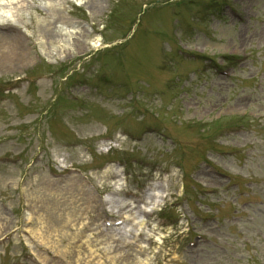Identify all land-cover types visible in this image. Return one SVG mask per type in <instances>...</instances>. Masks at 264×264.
<instances>
[{
  "label": "rangeland",
  "instance_id": "1",
  "mask_svg": "<svg viewBox=\"0 0 264 264\" xmlns=\"http://www.w3.org/2000/svg\"><path fill=\"white\" fill-rule=\"evenodd\" d=\"M11 6L0 4V32L13 35L0 43V157L10 159L0 160V236L8 235L0 264H264V0ZM176 46L213 57L226 73ZM148 124L177 144L123 134ZM67 165L114 197L99 198L78 175H52ZM150 180L159 194L147 200L141 229L105 230L97 206L135 222L115 198L137 186L142 196ZM204 186L218 189L206 195ZM164 213L177 221L156 224Z\"/></svg>",
  "mask_w": 264,
  "mask_h": 264
},
{
  "label": "bare ground",
  "instance_id": "2",
  "mask_svg": "<svg viewBox=\"0 0 264 264\" xmlns=\"http://www.w3.org/2000/svg\"><path fill=\"white\" fill-rule=\"evenodd\" d=\"M23 1V3L22 4H18V0L17 1H15L14 3H15V5H12L13 7L11 8V9H16V8H20V6L21 5H24V4H27V3H29L30 2V0H22ZM7 3V2H6ZM9 3H10V1H9ZM13 4V3H12ZM70 30V29H69ZM0 37H1V42L0 43H7V42H10V40H12V34L11 33H6V32H0ZM2 38H3V40H2ZM9 38H10V40H9ZM11 42H13V41H11ZM94 46H97V45H95V43L93 44ZM9 47H11L10 45H8ZM10 51H12V47H11V49H10ZM24 53H19V52H15V54L13 55V58L15 59L16 58V60H18V59H21V58H23L24 57ZM119 178L118 179H114L113 181H112V185L115 187V188H119L120 189V185H119ZM45 190H46V188H45ZM46 191H48L49 192V194H51L52 192L51 191H49V189L48 190H46ZM156 193L157 194H159L157 191H156V186L155 187H153V188H151V190L150 191H148V190H146L144 193H143V197H144V199H150V198H152V197H154L155 195H156ZM112 195H106V198L107 197H111ZM112 197H114V196H112ZM118 198V199H117ZM117 199V202H118V204H125V205H127V207L128 206H130L132 209L133 208H136V206H140V205H138V204H135L136 202H135V200H128L127 198H124V197H117L116 196V198H115V200ZM141 208H146V206L145 205H141ZM114 210V209H113ZM132 212H133V215H135V218H136V220L137 219H139V214H138V211H136V210H132ZM135 220V219H134ZM139 228L141 229V225H139ZM32 233H34V235L37 237V235H38V231L37 230H32ZM39 237H41V239H45V237H43L42 236V234L41 233H39ZM141 246V245H140ZM144 260H140V262L142 263Z\"/></svg>",
  "mask_w": 264,
  "mask_h": 264
}]
</instances>
